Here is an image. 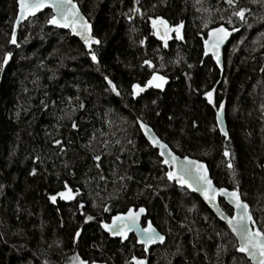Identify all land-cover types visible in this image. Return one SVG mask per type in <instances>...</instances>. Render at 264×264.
I'll return each mask as SVG.
<instances>
[{
  "label": "trees",
  "instance_id": "trees-1",
  "mask_svg": "<svg viewBox=\"0 0 264 264\" xmlns=\"http://www.w3.org/2000/svg\"><path fill=\"white\" fill-rule=\"evenodd\" d=\"M75 1L100 41L96 62L69 32L48 27L50 11L11 43L17 0H0V62L12 53L0 67V264H133L144 249L100 226L130 208L146 209L166 238L150 264H251L204 202L168 181L138 121L177 156L205 163L218 188L236 190L264 232V0ZM241 8L244 19L233 15ZM157 18L179 26L180 38L162 39ZM221 25L239 34L213 107L205 93L221 76L203 43ZM153 74L165 89L133 94ZM221 104L228 140L216 125ZM66 190L70 201L57 195Z\"/></svg>",
  "mask_w": 264,
  "mask_h": 264
},
{
  "label": "snow or ice",
  "instance_id": "snow-or-ice-1",
  "mask_svg": "<svg viewBox=\"0 0 264 264\" xmlns=\"http://www.w3.org/2000/svg\"><path fill=\"white\" fill-rule=\"evenodd\" d=\"M228 4H233L234 0H225ZM19 5V14L16 17V21L19 22L20 19L26 18L27 16H35L37 12L42 11L45 8L52 10V15L47 19L46 23L53 25L57 28L70 29L73 35H78L84 45L89 49V55L93 62H96V55L91 51L90 45L99 44L100 41L91 35V26L80 14V10L77 8L76 4L73 3V0H17ZM247 10L241 8L239 11L233 13V15L244 19V13ZM159 20V18H157ZM156 20L153 21L155 26ZM159 23L163 24V20H159ZM230 23V21H229ZM175 31L177 32V38L179 37V26H176ZM219 34V35H214ZM228 31L223 27H217L208 32V39L204 41V54L207 55L209 51L212 52V58L217 60L219 63L218 50L220 44L228 37ZM11 43L15 44V27L12 32ZM143 43V41H141ZM18 46V45H17ZM11 52H6L4 54L2 62H0V67H3L11 57ZM145 64H149L148 61H145ZM149 67L151 65L149 64ZM107 80V77H105ZM108 85L113 92H116L115 85L112 81L108 80ZM155 82V83H154ZM164 83V78L156 76L153 74L152 78L148 80L145 87L152 85L156 88H162ZM133 94L138 91H143V88H140L137 85H132ZM118 94V93H117ZM208 98V103H212V92L209 91L205 93ZM220 108H223V104L220 105ZM217 120L220 118V111L216 113ZM140 123L141 129L145 130L146 134L149 135V139L153 146L159 147L160 155L164 156L167 146L157 140L151 135L150 130L142 122ZM75 127V125H73ZM56 144H59L60 141H56ZM168 159H164L161 162L165 165H168L171 169L170 171L165 172V176L169 181H175L177 184L187 187L192 191L200 192L205 201L210 204L220 215V218L225 220L228 228L232 231L233 235L237 238L238 246L236 251L242 253L248 260L252 261V264H264V232L256 229L255 222L253 221L252 216L248 213V205L243 203L236 190L228 192L224 188H215L212 185V181L208 178L207 170L204 165L195 161L190 160L187 157L184 158V162L177 164V157H175L171 151L166 152ZM228 153L225 152V156ZM94 159H99V157H94ZM229 168L231 165L229 164ZM67 188V185H65ZM57 195L61 199H70L72 194L71 192H60ZM221 195L229 200V203H232L234 208L238 210L236 214L231 215L230 217L225 216L219 207L214 203L216 196ZM50 200L55 202L56 196H50ZM105 211H108L105 208ZM145 212L144 208H140L138 211L134 212L131 208L128 209L127 213L123 216L117 215L112 217V223L106 224L101 222L100 226L104 229L105 232H108L110 235H118L121 239L127 238V234L134 229L137 230L140 235L137 237L138 242L142 243L147 250L149 243H153L156 240H163L164 238L160 236L155 228H153L151 223H148L147 227H139V218L142 213ZM92 217H86L87 220H91ZM79 231L76 235L79 236ZM135 264H144L142 260H137L133 257ZM81 264H86V262L81 261Z\"/></svg>",
  "mask_w": 264,
  "mask_h": 264
},
{
  "label": "water",
  "instance_id": "water-1",
  "mask_svg": "<svg viewBox=\"0 0 264 264\" xmlns=\"http://www.w3.org/2000/svg\"><path fill=\"white\" fill-rule=\"evenodd\" d=\"M73 3L76 4L77 8L80 10V14L84 17V19H85V20L89 23V25L91 26V35L93 36V28H92L91 23L88 21V19L86 18V16L83 14V12L81 11L79 5L76 3L75 0H73ZM46 11H50V12L52 13V10H51V9H49V8H45V9H43L42 11L37 12L35 16H31V15H29V16H27L26 18H23V17H22V18L20 19L19 22H17V21L15 20V22H14V26H13V28L15 27V36L18 34L20 28L23 26V24H24L26 21H28V20H30V19H33V18H36V17H38L39 15H41L42 13H44V12H46ZM18 14H19V5H18V3H17V15H18ZM52 14H53V13H52ZM17 15H16V17H17ZM221 26H222V25H221ZM48 27H50V28H52V29L59 30V31L69 32V33L71 34V36L74 37V38H76L77 40H79V42L83 45V47L85 48V50H86L87 52H89V49L86 48L85 45H84V41H82L78 35H73V34L71 33L70 29L57 28V27H55V26H53V25H50V24H48ZM218 27H220V26H218ZM223 27L228 31L229 35H228V37L223 41V43L220 44V46H219V50H218L219 63H217V60H216V59L212 58V52H211V51H209L207 55L204 54V58H208V57H210V58L212 59V61L214 62L216 68L219 70V72H220V76H221V80L218 82V84H217V85L214 87V89L211 91V92H212V103H211V105H212L213 107H216L215 93H216L218 87L220 86V84H221V82H222V79H223V76H224V52H225V50L230 46V44L232 43L233 38H234L237 34H239V29H228V28L225 27V26H223ZM215 28H217V27H215ZM213 29H214V28H213ZM210 30H212V29H210ZM210 30H209V31H210ZM209 31H208V32H209ZM157 32H158L159 36H160L162 39L165 40V39L167 38L166 35H165V32H164V28H163L162 26H158V27H157ZM214 35H219V34H214ZM93 37H94V36H93ZM206 39H208V33H207ZM206 39H205V40H206ZM98 45H99V44H93V45H90L91 51L93 50L94 47H96V46H98ZM203 50H204V43H203ZM217 111H220V118H219V121L217 120V116H216V125H217V128H218L219 132L221 133V135L224 136V137H226V139L228 140V131H227V124H226V110H225V108H222V109H221V108H218ZM143 124H144V123H143ZM144 125H146V124H144ZM146 126H147V128L150 130L151 135H152L153 137H155L157 140H159L161 143H163V144H165V145L167 146L166 152H167V151H171V153H172L175 157H177V164H178V165L184 162V158H185V157H179V156H177V155H176V154L170 149V147H169L166 143H164V142H163V141H162V140L156 135V133L154 132V130H153L151 127H149L148 125H146ZM139 129H140V132H141L143 138L145 139V141H146V142H147V143H148V144H149V145H150V146H151V147L157 152L158 157L161 159V161L164 160V159H168L166 152H165V155H164V156H161V155H160V151H161V150L159 149V147L153 146V144L151 143V140L149 139V135L146 134L145 130L141 129L140 124H139ZM187 158L190 159V160H195V159H192V158H189V157H187ZM195 161H197V162H199V163H201V164L204 165L205 169L207 170L208 178L212 181V185H213V187L218 188V187L215 185V183H214V181H213V179H212V177H211V175H210V172H209L208 166H207L205 163L200 162V161H198V160H195ZM163 166L166 167V168H168V171L171 170V169L169 168L168 165L163 164ZM168 181H169V180H168ZM169 182H170V183H175V184L177 185V187L182 188V189H186L190 194L195 195V196H197L198 198H200V199L204 202V204L209 208V210H210V211L216 216V218H217L221 223H223V224L227 227V229L229 230V232L231 233V235L234 237V239L236 240V242H237V244H238L237 238L233 235L232 231L228 228V225H227L226 221L220 218L219 213H218V212H217V211H216V210H215L210 204H208V203L205 201L203 195H202L200 192H198V191H192V190H190V189L187 188V187H184V186H181V185L177 184L175 181H169ZM224 189H226L228 192H231V191H232V190H229V189H227V188H224ZM238 195H239L240 200H241L243 203L247 204L246 202L243 201V199H242V197H241V195H240L239 193H238ZM221 200L224 201V202H225V203H226L231 209H233V214H236V213L238 212V210L234 208L233 204H232V203H229V200H228V199H226L224 196L217 195V196H216V199H215V201H214V203L219 207L220 211H222V212L224 213L225 216L230 217V216L227 215V214L225 213V211L222 209V206H221V204H220V201H221ZM247 205H248V204H247ZM131 209H132L134 212H136V211L139 210V209H135V208H131ZM247 210H248V213L251 215L249 206H248V209H247ZM126 213H127V212L122 213V214H117V215L123 216V215H125ZM233 214H232V215H233ZM117 215H115V216H117ZM251 216H252V215H251ZM113 217H114V216H113ZM146 217H147V211H146V209H145V212L142 213V214L140 215V218H139V221H138V223H139V227H140V228H145V227H147L148 223H151V224H152V222H151L150 220H147L146 223L144 224V226L142 225V223H143V221H144V219H145ZM252 218H253V216H252ZM253 221H254V218H253ZM254 222H255V221H254ZM111 223H112V218H111L110 222H108V223H106V224H111ZM152 226H153V228H155V226H154L153 224H152ZM255 226H256V229H258L256 223H255ZM101 229H102V231H103V232H104V233H105V234H106L111 240L120 241L122 244L127 243L131 237H134L135 240H136L137 245L140 246V247H142V248L144 249V251H145V255H146V257H145V258H142V259H137V260H142V261L144 262V264H150V263H149V260H148L147 257H148V255H149V253H150V250H151L152 248L157 247V246H163V245L166 243V238H165V236L162 235V234H161L156 228H155L156 232H157L160 236H162L164 239H163L162 241H161V240H156V241L153 242V243H149L148 246H147V250H145V247H144V245H143L142 243L138 242L137 237L140 235V233H139L137 230H135V229H134L133 231L128 232V234H127V238H125V239H123V240L121 239L120 236H118V235H110L108 232H105L103 228H101ZM258 230H259V229H258ZM238 253H239V252H238ZM239 254L243 255L242 253H239ZM243 256H244V255H243ZM244 257H245V256H244ZM246 259H247V258H246ZM247 260H248V259H247ZM248 261L252 264V261H250V260H248ZM133 264H135V261H133Z\"/></svg>",
  "mask_w": 264,
  "mask_h": 264
},
{
  "label": "rangeland",
  "instance_id": "rangeland-1",
  "mask_svg": "<svg viewBox=\"0 0 264 264\" xmlns=\"http://www.w3.org/2000/svg\"><path fill=\"white\" fill-rule=\"evenodd\" d=\"M157 23H158V25H160V26H162V27L164 28V32H165V34H166L167 36H171L173 33L176 32L174 29L168 27L166 23H165V24H164V23L161 24V23H159V21H158ZM155 75H156V76H160V77H162V76L159 75V74H155ZM163 78H164V77H163ZM167 82H168V80H167L166 78H164V83H163V87H162V88H156V87H154V86H152V85H148L147 87H145V85L147 84V83H146L144 86H139L140 88H143V91H138V92L135 93V95H140V94H142V93H144V92H146V91H148V90H150V89H156V90L163 91V90L165 89L166 85H167ZM154 83H155V82H154ZM69 191L71 192V190H66L65 192L67 193V192H69ZM71 194H72L71 198H70V199H66V200H68V201L72 200V198H73L74 196H73V193H72V192H71ZM79 264H81V263H79Z\"/></svg>",
  "mask_w": 264,
  "mask_h": 264
},
{
  "label": "flooded vegetation",
  "instance_id": "flooded-vegetation-1",
  "mask_svg": "<svg viewBox=\"0 0 264 264\" xmlns=\"http://www.w3.org/2000/svg\"><path fill=\"white\" fill-rule=\"evenodd\" d=\"M147 220H148V218L146 217V218L144 219L143 223H142L143 226H144V224L146 223ZM131 239H134V240H135L134 237H131L129 240H131ZM135 241H136V240H135ZM136 244H137V243H136Z\"/></svg>",
  "mask_w": 264,
  "mask_h": 264
},
{
  "label": "bare ground",
  "instance_id": "bare-ground-1",
  "mask_svg": "<svg viewBox=\"0 0 264 264\" xmlns=\"http://www.w3.org/2000/svg\"><path fill=\"white\" fill-rule=\"evenodd\" d=\"M168 169V168H167Z\"/></svg>",
  "mask_w": 264,
  "mask_h": 264
}]
</instances>
